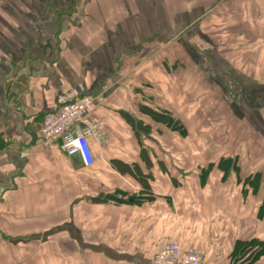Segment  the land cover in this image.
<instances>
[{
  "label": "crops",
  "instance_id": "crops-1",
  "mask_svg": "<svg viewBox=\"0 0 264 264\" xmlns=\"http://www.w3.org/2000/svg\"><path fill=\"white\" fill-rule=\"evenodd\" d=\"M79 85L110 134L89 167L39 134ZM174 91L199 119L162 143L140 107L175 118ZM170 241L264 264V0H0V264H154Z\"/></svg>",
  "mask_w": 264,
  "mask_h": 264
},
{
  "label": "built area",
  "instance_id": "built-area-1",
  "mask_svg": "<svg viewBox=\"0 0 264 264\" xmlns=\"http://www.w3.org/2000/svg\"><path fill=\"white\" fill-rule=\"evenodd\" d=\"M103 98L85 94L82 86L69 88L57 97L56 111L40 124V137L46 147L58 146L68 158H78L84 167L93 164L90 142L107 141L105 122L97 115ZM154 264H201L192 249L182 250L178 242H165L155 255Z\"/></svg>",
  "mask_w": 264,
  "mask_h": 264
},
{
  "label": "trees",
  "instance_id": "trees-1",
  "mask_svg": "<svg viewBox=\"0 0 264 264\" xmlns=\"http://www.w3.org/2000/svg\"><path fill=\"white\" fill-rule=\"evenodd\" d=\"M140 111H142L143 113L147 114L150 116V118L156 122V123H160L161 125H164L165 127H167L168 129H170L171 131L177 133L180 136H185L186 135V131L184 130V127L182 126V124L176 119V118H172L169 114L167 113H162V112H157L154 111L152 109H148L145 107H140ZM127 122L129 123V125H131L132 127L136 128L137 131L140 130H146V132H148V128L147 127H142L141 124L139 122H134L131 118L127 117ZM138 137V134H136ZM147 152L145 150L141 151V159L147 163V166H150V163L147 162V157H146ZM113 168L120 174H130L131 176H133L134 178H136L139 183L143 186V189H147V186L145 184V180L146 178H148L149 176L143 175L142 172H140L139 168L134 165L132 168L122 164L120 162L117 161H113L112 162ZM263 210V209H262ZM254 242H258V241H252L251 243ZM258 243H262V242H258ZM243 246L241 245H237L234 249V251L236 252L237 250H241ZM247 247H250L251 251H253L251 245L249 244ZM246 247V249H247ZM264 252V251H263ZM263 252L261 251H256V252H252V260L255 261L257 260L258 256L261 255ZM233 257V256H232Z\"/></svg>",
  "mask_w": 264,
  "mask_h": 264
},
{
  "label": "rangeland",
  "instance_id": "rangeland-1",
  "mask_svg": "<svg viewBox=\"0 0 264 264\" xmlns=\"http://www.w3.org/2000/svg\"><path fill=\"white\" fill-rule=\"evenodd\" d=\"M182 71H184V70H182V68H180L179 67V70L178 71H175V70H173V73L174 74H179V73H182ZM177 80L178 79H176V78H174V83L176 84V86H178V85H181L180 83H176L177 82ZM178 84V85H177ZM179 90H180V87L178 88ZM185 94H187V91H186V93ZM174 98H175V100H174V104H175V109H174V115H176L175 116V118L180 122V123H182V126H184V128H185V130H187L189 133H188V138L187 139H190L192 136H191V134H193L194 135V131H195V129H196V126H197V122H198V108H197V106H196V108H195V110H194V113H193V115H194V117H191V118H186L185 117V103H183L182 101H181V96H180V93L179 94H177L175 91H174ZM206 105H208V103H205V106ZM182 109L184 110V111H182ZM192 109V108H191ZM101 119H102V121H103V123L105 122V120L102 118V117H100ZM206 121L208 122V123H212L213 122V120L212 119H206ZM106 128H107V126H106ZM108 133H107V136H108V139H107V141L106 142H104V143H102V144H99V149H101V147H103L107 142H108V140L110 139V134H109V131H107ZM192 132H194V133H192ZM200 136L201 135H199V134H196L194 137L195 138H200ZM187 137V136H186ZM157 138H158V141H160V142H162V143H166V142H172V140H174V142H178L177 140L179 139V140H181L182 142H185V136H183V137H180L179 135H177V133H172V134H169L168 136H161V134H160V131H159V134H158V136H157ZM191 140V139H190ZM189 140V141H190ZM60 148V147H59ZM95 148H98L97 146H95ZM251 245V247H252V249H253V251L254 252H256L257 250L258 251H261V252H263L264 251V244H262V243H256V242H254V243H251L250 244ZM243 247H245V246H243ZM242 247V248H243ZM253 251H251L250 250V252L248 253L250 256L252 255V252Z\"/></svg>",
  "mask_w": 264,
  "mask_h": 264
}]
</instances>
